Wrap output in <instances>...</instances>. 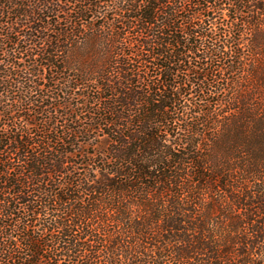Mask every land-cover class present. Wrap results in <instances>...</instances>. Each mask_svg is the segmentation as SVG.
<instances>
[{"label": "trees", "instance_id": "trees-1", "mask_svg": "<svg viewBox=\"0 0 264 264\" xmlns=\"http://www.w3.org/2000/svg\"><path fill=\"white\" fill-rule=\"evenodd\" d=\"M0 264H264V0H0Z\"/></svg>", "mask_w": 264, "mask_h": 264}]
</instances>
